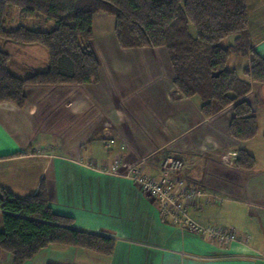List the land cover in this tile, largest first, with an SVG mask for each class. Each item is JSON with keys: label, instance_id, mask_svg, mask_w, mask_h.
Listing matches in <instances>:
<instances>
[{"label": "crops", "instance_id": "crops-1", "mask_svg": "<svg viewBox=\"0 0 264 264\" xmlns=\"http://www.w3.org/2000/svg\"><path fill=\"white\" fill-rule=\"evenodd\" d=\"M248 6L252 46L264 58V0H248ZM13 26L51 31L56 23L21 15ZM115 29V17H94L97 81L82 87L28 86L24 108L0 103V186L25 199L44 183L55 214L72 218L76 230L115 242L112 255L54 245L26 264H264L263 123L257 116L255 139L234 138L231 107L206 118L199 98L176 92L166 48L123 49ZM235 42L236 37L227 48ZM0 50L10 56L9 71L20 79L50 68L49 52L41 45L0 38ZM232 56L240 68H229ZM232 56L228 69L248 80L244 72L251 55ZM262 94L264 85H255L247 96L256 114ZM110 138L115 143L108 150L104 140ZM122 141L128 149H121ZM241 150L254 156V170L236 167ZM163 153L182 159L181 176L210 197L198 199L190 216L203 226L241 231L236 241L222 246L212 236L175 229L133 182L81 165L122 159L129 167L148 157L144 174L157 177ZM247 231L252 240L244 242ZM0 264H14L13 257L0 251Z\"/></svg>", "mask_w": 264, "mask_h": 264}, {"label": "trees", "instance_id": "trees-1", "mask_svg": "<svg viewBox=\"0 0 264 264\" xmlns=\"http://www.w3.org/2000/svg\"><path fill=\"white\" fill-rule=\"evenodd\" d=\"M10 7L25 19L43 17L56 26L51 31L26 26L9 30ZM100 13L116 18L121 48H166L176 92L199 98L206 118L231 107L230 134L242 142L256 138L258 118L247 96L255 85H264V58L252 46L248 0H0V38L41 45L50 56L48 71L20 79L9 71L10 56L0 50V103L24 108L28 86L82 87L97 81L100 61L92 42L93 20ZM232 36L234 46L223 47L221 43ZM234 54L251 55L244 72L248 80L228 69ZM235 165L252 171L256 160L241 150ZM0 208V251L11 255L14 264H26L54 245L103 255L114 252V240L76 230L72 218L55 214L44 183L25 199L0 186Z\"/></svg>", "mask_w": 264, "mask_h": 264}, {"label": "built area", "instance_id": "built-area-1", "mask_svg": "<svg viewBox=\"0 0 264 264\" xmlns=\"http://www.w3.org/2000/svg\"><path fill=\"white\" fill-rule=\"evenodd\" d=\"M115 143L114 138L104 140V146L110 150ZM121 149H128L126 141L121 142ZM159 175L149 177L144 174V168L149 163V158H142L137 163L126 167L122 159H117L114 164L100 163L96 160L82 162L84 168L98 173L120 176L128 179L138 186L139 190L148 198L154 200L160 208L163 221L183 232H190L202 237L212 236L220 245H229L238 239L232 229L219 228L216 226H203L194 220L189 209L198 199H210L206 192L194 186L186 178L181 176L185 168L182 159L168 156L163 153ZM222 202L221 198H215ZM0 214H3L0 208Z\"/></svg>", "mask_w": 264, "mask_h": 264}, {"label": "rangeland", "instance_id": "rangeland-1", "mask_svg": "<svg viewBox=\"0 0 264 264\" xmlns=\"http://www.w3.org/2000/svg\"><path fill=\"white\" fill-rule=\"evenodd\" d=\"M9 14L11 15V18H12L11 20H15L13 22H10L8 24V27H7L9 30H12V29L16 28V26H13V25L17 24V20H20L21 13H20L19 9L10 7L9 8ZM23 24H28V23L24 22ZM192 32L194 33L193 30H192ZM233 39H235V37H231L229 40L223 41L221 43V45L223 47L227 48ZM236 59L237 58H235L234 56L231 57V61H230L229 65H228L229 68H232V69L233 68H240V65H236L237 64V60ZM240 73L243 75L242 71ZM195 100L198 101V98H196ZM257 109L259 110V113L256 114V115L258 116L260 122L263 123V126H264V95L263 94H262L261 100H259V102H258ZM1 220H2V214H0V221ZM228 228H230V227H228ZM231 229L234 230L237 235H239V232H241L239 230L237 231V229H234V228H231ZM241 238H242L241 240H243L244 242H247L248 240L249 241L252 240L251 239V235H250V231H247L245 234H243Z\"/></svg>", "mask_w": 264, "mask_h": 264}]
</instances>
